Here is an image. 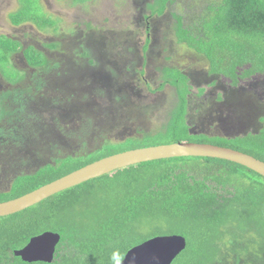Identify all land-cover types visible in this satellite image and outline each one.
Instances as JSON below:
<instances>
[{"label": "trees", "instance_id": "1", "mask_svg": "<svg viewBox=\"0 0 264 264\" xmlns=\"http://www.w3.org/2000/svg\"><path fill=\"white\" fill-rule=\"evenodd\" d=\"M172 1L148 2L147 16L162 15ZM216 1L214 7L206 6L194 28L185 26L181 15L173 14L176 41L204 56L208 73L225 86L252 91L263 98L264 0ZM9 17L13 25L30 22L47 28L56 23L39 0H19V7ZM148 42L146 38L144 49ZM18 51L29 66H39L44 60L33 45L22 48L20 41L0 35V70L4 64L10 65L11 54ZM89 62L94 61L89 58ZM216 79L198 87L197 93L204 94ZM166 84L174 87L176 100L158 130L107 142L85 156L66 155L33 172L18 174L7 191H0V201L18 197L109 154L161 144H151L152 138L168 143H212L264 161V118L254 133L220 136L192 132L188 104L194 85L178 68L163 66L156 88ZM196 159L215 165V169L201 177L188 174L182 164ZM47 230L60 235L52 262H25L14 255L30 237ZM164 234H180L186 240L170 264H264V177L233 161L199 156L162 158L117 168L0 216V264L10 259L14 264H118L134 245Z\"/></svg>", "mask_w": 264, "mask_h": 264}, {"label": "rangeland", "instance_id": "2", "mask_svg": "<svg viewBox=\"0 0 264 264\" xmlns=\"http://www.w3.org/2000/svg\"><path fill=\"white\" fill-rule=\"evenodd\" d=\"M151 1L39 0L56 21L41 28L11 24L9 14L19 0H0V35L20 41L22 48L33 45L44 55L34 67L18 51L10 56L11 66H1L0 191H7L16 175L58 158L85 156L104 143L158 130L176 100L173 86L156 88L163 66L178 68L194 85L188 104L192 132L234 136L259 130L264 97L222 84L208 73L207 59L174 35L173 14L194 28L206 6L217 1L173 0L162 15L147 16ZM215 79L204 94L197 93ZM156 141L168 143L149 140ZM194 161L182 164L190 175L201 177L215 169ZM7 264L14 263L10 259Z\"/></svg>", "mask_w": 264, "mask_h": 264}, {"label": "water", "instance_id": "3", "mask_svg": "<svg viewBox=\"0 0 264 264\" xmlns=\"http://www.w3.org/2000/svg\"><path fill=\"white\" fill-rule=\"evenodd\" d=\"M180 156L226 159L246 166L264 177V161L240 150L205 142L176 141L162 143L109 154L18 197L0 201V216L15 213L53 193L114 169L149 160ZM59 236L57 232L44 231L30 237L26 245L14 250L13 253L25 262H52L55 255V246L60 240ZM185 245L186 240L180 234L154 235L128 249L118 264H170L176 255L184 249Z\"/></svg>", "mask_w": 264, "mask_h": 264}]
</instances>
